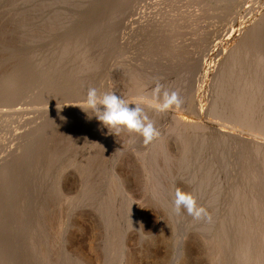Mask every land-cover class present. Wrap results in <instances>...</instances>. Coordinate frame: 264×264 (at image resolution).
<instances>
[{"label": "rangeland", "instance_id": "rangeland-1", "mask_svg": "<svg viewBox=\"0 0 264 264\" xmlns=\"http://www.w3.org/2000/svg\"><path fill=\"white\" fill-rule=\"evenodd\" d=\"M263 71L264 0H0V264H240L232 251L242 250L252 221L245 228L230 214L254 192L235 203L223 194L248 171L244 151L256 136L236 124V105L264 97ZM157 81L184 102L165 113L144 106L161 132L148 145L108 134L75 106L90 86L135 101L151 97ZM184 105L212 128H202L203 139L177 128ZM177 188L211 223L173 211ZM223 229L233 240L225 232L220 240Z\"/></svg>", "mask_w": 264, "mask_h": 264}, {"label": "bare ground", "instance_id": "bare-ground-1", "mask_svg": "<svg viewBox=\"0 0 264 264\" xmlns=\"http://www.w3.org/2000/svg\"><path fill=\"white\" fill-rule=\"evenodd\" d=\"M208 27V26H207ZM209 28V27H208ZM227 34V33H226ZM256 35V34H255ZM261 35V34H260ZM255 38H257L258 39V36L257 37H255ZM257 39H255V40H257ZM230 41V40H229ZM234 41V40H233ZM243 47V46H242ZM240 48V47H239ZM238 49V48H237ZM241 49V48H240ZM242 49H244V48H242ZM263 51V50H262ZM238 52V51H237ZM240 52V54H241V51H239ZM238 52V53H239ZM243 53V52H242ZM252 61V60H251ZM230 67V66H229ZM230 70V69H229ZM229 72V71H228ZM264 72V71H263ZM231 73V72H230ZM230 73H228V74H230ZM254 73V72H253ZM253 73H252V77L250 76V80H249V78H248V80H249V83H250V86H251V83H253L254 84V81H255V78H257L256 77V74H254L253 75ZM255 73H258V72H255ZM251 74V73H250ZM180 75V74H179ZM227 76H229V75H227ZM175 77V76H174ZM219 77V76H218ZM219 78H221V77H219ZM241 79V78H240ZM252 79H253V81H252ZM162 80V79H161ZM243 80V79H242ZM245 80V84L247 83L246 82V79H244ZM107 81V80H106ZM105 81V82H106ZM175 81V80H174ZM212 82H214L213 80H211ZM211 81L210 82H208L209 84L211 83ZM222 82V81H221ZM239 82H241V81H239ZM208 83H206V84H208ZM223 83V82H222ZM216 85H217V83H215ZM219 84H221V83H219ZM239 84V83H238ZM147 85V84H146ZM165 85V84H164ZM212 85V84H211ZM240 86H241V84H239ZM238 85V86H239ZM143 86H145V85H143ZM176 86V85H175ZM182 86V85H181ZM201 86V85H200ZM203 86V85H202ZM207 86V85H206ZM205 86V87H206ZM213 86V85H212ZM218 86V85H217ZM223 86V85H222ZM221 86V87H222ZM146 87V86H145ZM199 87V86H198ZM209 87V86H208ZM215 87V86H214ZM244 87H246V86H244ZM252 87H253V85H252ZM254 87H255V85H254ZM147 88V87H146ZM178 88V87H177ZM228 87H226L225 89H227ZM241 88V87H240ZM258 88H259V86H258ZM258 88H256V89H258ZM188 89V88H187ZM196 89V88H195ZM203 89H205V88H203ZM215 89V88H214ZM233 89H235V88H233ZM233 89H231L230 91H232ZM241 89H243V91L244 92H247V91H245V88H241ZM249 89H251V88H249ZM143 90V89H142ZM147 90V89H146ZM199 90V89H198ZM197 90V91H198ZM208 90V89H207ZM206 90V91H207ZM218 90H220V89H218ZM223 90V89H222ZM247 90V89H246ZM253 90V89H252ZM255 90V89H254ZM252 91V93L253 92H255V91ZM259 90V89H258ZM209 91V90H208ZM211 91H213V90H211ZM215 91V90H214ZM228 91H229V89H228ZM229 91V92H230ZM236 91V92H235ZM234 92H235V94H238L237 92L239 91H237V90H235ZM260 91H262V90H260ZM260 91L259 92H257V93H260ZM140 92V91H139ZM190 92H191V90H190ZM202 92V91H201ZM241 92V91H240ZM248 92H250V91H248ZM197 93V92H196ZM195 93V94H196ZM203 93H205V92H203ZM210 93H212V92H210ZM216 94H217V92H215ZM214 93V94H215ZM233 93V92H232ZM242 93V92H241ZM256 93V92H255ZM255 93H253V94H255ZM80 94V93H79ZM148 94V93H147ZM146 94V95H147ZM149 94H151L150 92H149ZM197 94H200V93H197ZM207 94V93H206ZM224 94V93H223ZM223 94H222V96H223ZM229 94V93H228ZM234 94V95H235ZM247 94V93H246ZM262 94H263V96H264V93L262 92ZM82 95V94H81ZM219 95V94H218ZM243 96L245 95V94H242ZM242 95H241V98H242ZM247 95H249V96H244V98L246 97H250V95L251 96H253L252 94H247ZM143 96H145V94L143 95ZM148 96V95H147ZM146 96V97H147ZM186 96H187V94H186ZM199 96V95H198ZM201 96L202 97H204V95L203 94H201ZM213 96V95H212ZM221 96V97H222ZM225 96V95H224ZM239 96V95H238ZM258 96H259V94H258ZM257 96V97H258ZM262 96V95H261ZM56 97V96H55ZM183 97H185V94H184V96ZM233 97V96H232ZM255 97H256V94H255ZM40 98V97H39ZM46 98V97H45ZM50 98V97H49ZM130 98V97H129ZM182 98V97H181ZM195 98V97H194ZM193 98V99H194ZM218 98V97H217ZM224 98V97H223ZM228 98V97H227ZM240 98V97H239ZM240 98V99H241ZM245 98V99H246ZM254 98V97H253ZM47 99H48V97H47ZM197 99V98H196ZM196 99H194V100H196ZM211 99V98H210ZM218 99H220V98H218ZM234 99V98H233ZM232 99V100H233ZM239 99V100H240ZM249 100H251V101H247V102H245V100H243L242 99V104L243 105H241V107H240V109H238V105H236V109H237V114L235 115V112H234V115H235V117L238 119V120H246V121H244L245 123H243V120L241 121L242 123H240V122H238V121H236V124L239 126V128H241V130L242 129H245V128H247V131L248 132H250V133H253V134H255V140H253V139H251L250 138V140H253V141H251L250 142V144H248L247 145V147H246V149H247V151H244V152H247L246 154V159H244V160H246V162L248 163V169L247 168H245V169H247L246 171H247V174L246 175H244V177H241L238 181L236 180V181H234V183H232V185L234 186L233 187V194H232V196H230V194H229V192H230V190H229V192L227 193H224L223 195H225V194H227L226 195V200L228 201V202H230L231 203V201L232 202H234L233 200H231L232 198H234V197H236V199L237 198H239V199H244V198H246V197H250V193H252V192H254L253 194H251V201H249L248 200V202L247 201H245V200H243V202L245 201V202H247L246 204H244L243 202H241V203H243L244 205L243 206H241L240 207V205L239 206H237L236 208H233V211H232V213L230 214V216H231V218H233V220H234V218H238L240 215H241V217L243 218V219H241V220H244V222L242 223V224H247V223H250V220L252 221V224H250V228H252V230L250 229V231H251V236H250V231H248L247 233H249V237L246 239V242L244 243V244H242V250H239V248H238V250L236 249V247L234 248V250L232 251V252H234V253H232L233 255L232 256H234L235 254H238V260L240 261H237V262H239L240 264H264V97H258V99H256L255 98V102L253 103V101H252V97L251 98H248ZM247 99V100H248ZM183 100V99H182ZM203 100V99H202ZM215 100H216V98H215ZM222 100V99H221ZM224 100H226L225 98H224ZM228 100H230L229 98H228ZM239 100L237 99V101L239 102ZM257 100V101H256ZM185 101H187V100H185ZM189 101H191V100H189ZM193 101V100H192ZM197 101V100H196ZM208 100L206 99V102H207ZM231 101V100H230ZM236 101V102H237ZM183 102H184V100H183ZM199 103H200V101H198ZM197 102V103H198ZM204 102V101H203ZM202 102V103H203ZM215 102V101H214ZM218 102V101H217ZM221 102V101H220ZM233 102H235V101H233ZM241 102H240V104H241ZM37 103H39V102H37ZM48 103V102H47ZM196 103V102H195ZM210 103V102H209ZM227 104L229 103V102H226ZM231 103V102H230ZM201 104V103H200ZM199 104V105H200ZM205 104V103H204ZM203 104V105H204ZM211 104H213L212 103V99H211ZM40 105V104H39ZM183 105V104H182ZM195 105V104H194ZM208 105H210V104H208ZM223 105H224V103H223ZM222 105V106H223ZM226 105V104H225ZM230 105H232V103L230 104ZM34 106V105H33ZM145 106V105H144ZM185 106L186 105H184V108H185ZM214 106H215V104H214ZM217 106H218V104H217ZM217 106H215L216 107V109H217ZM233 106H234V104H233ZM188 107V106H187ZM198 107V106H197ZM213 107V106H212ZM215 107H213V108H215ZM229 107V106H228ZM183 108V107H182ZM200 108V107H199ZM209 108H210V106H209ZM208 108V110H210ZM223 108V107H222ZM221 108V109H222ZM175 109V108H174ZM178 109V108H177ZM185 109H187V110H185L184 111V109L183 110H177V112L175 113V117L173 118V120L174 119H176V121H177V123H176V126H177V128L179 129V126L177 125V124H181V125H185V127L184 128H186L187 126H188V128L187 129H189V127L191 128V131L190 132H192V127H194L193 128V130H196V135H197V131L198 132H200V133H198V135L200 136L201 135V132H203L204 131V128H210V127H205V126H207V124L205 125V123L204 122H202V121H199V120H201L199 117H201V114H202V112H201V114H200V116H197L194 112H197V109L196 108H194V107H191V108H189L190 110H188V108H185ZM203 109V108H202ZM205 109V108H204ZM204 109L202 110V111H204ZM212 109V108H211ZM219 109V108H218ZM235 109V110H236ZM149 110V109H148ZM153 110V109H152ZM172 110H173V108H172ZM171 110V111H172ZM199 110V109H198ZM201 110V109H200ZM199 110V111H200ZM227 110H229V109H227ZM231 110V109H230ZM229 110V111H230ZM234 110V109H233ZM150 111H151V109L149 110V113H150ZM186 111H187V113H186ZM193 111V112H192ZM211 111V110H210ZM210 111H209V114L208 115H210ZM212 111H214V110H212ZM211 111V112H212ZM217 111H219V110H217ZM167 112H169V111H167ZM205 112H206V110H205ZM216 112V111H215ZM224 112V111H223ZM223 112L221 111L220 113H219V115L220 114H223ZM225 112H226V110H225ZM230 112H232V111H230ZM148 112H147V114H149ZM165 113V112H164ZM172 113V112H171ZM204 113V112H203ZM217 113V114H218ZM151 114H152V111H151ZM155 114V113H154ZM204 114H206V113H204ZM213 114H214V116L215 117H217L216 116V114L215 113H212V116H213ZM227 114V113H226ZM231 114V113H230ZM229 114V115H230ZM234 115H233V117H234ZM151 116V115H150ZM166 116H167V114H166ZM165 116V117H166ZM197 116V117H196ZM205 116V115H204ZM207 116V115H206ZM226 116V115H225ZM224 115H223V117H225ZM228 116V115H227ZM226 116V117H227ZM230 116H232V115H230ZM211 117V116H210ZM214 117V118H215ZM222 117V118H223ZM232 117V118H233ZM212 118V117H211ZM221 118V119H222ZM231 118V117H230ZM169 119V118H168ZM199 119V120H198ZM206 119V118H205ZM209 119V118H208ZM216 119V118H215ZM207 120V119H206ZM9 121V120H8ZM175 121V120H174ZM224 121H226V120H224ZM230 121V120H229ZM232 121V120H231ZM230 121V122H231ZM234 120H233V122H235ZM2 122H5V121H2ZM207 122V121H206ZM210 122H213V120L212 121H210ZM215 122H219V121H216L215 120ZM230 122H228V123H230ZM208 123V122H207ZM216 123V124H217ZM224 123V122H223ZM227 123V124H228ZM172 124H174V123H172ZM215 124V123H214ZM218 124H220L221 125V123H218ZM225 124H226V122H225ZM225 124H223V126L225 125ZM231 125V128H233L232 127V123H230ZM209 125V124H208ZM219 125V126H220ZM229 125V124H228ZM236 125V126H237ZM211 126V125H210ZM218 126V127H219ZM223 126L222 127H220V129L222 128V130H224V128H223ZM234 126V128H235V125H233ZM211 127H213V126H211ZM225 127V126H224ZM176 127H175V129H177ZM182 128V127H181ZM202 128H203V131H202ZM215 128V127H214ZM217 128V127H216ZM228 129H230L229 127H227ZM226 128V129H227ZM237 128V127H236ZM175 129H174V132H176L175 131ZM187 129H184V131L186 132V130ZM210 129H212V128H210ZM219 128H218V130H220ZM181 130V129H180ZM201 130V131H200ZM207 130V129H206ZM214 130V129H213ZM217 130V129H216ZM236 130H238V129H236ZM236 130H234L233 129V133H235V134H237L236 133ZM240 130V129H239ZM240 130V131H241ZM3 131V130H2ZM182 131V130H181ZM188 131L189 130H187V132L186 133H188ZM207 131H209V129L207 130ZM206 131V136H207V138H209V136L207 135V132ZM225 131V130H224ZM230 130H228V132H229ZM246 131V133H248ZM6 132V131H5ZM4 132V133H5ZM205 132V131H204ZM210 132V131H209ZM213 132V131H212ZM216 132V131H215ZM226 133H227V131H225ZM225 132L223 133V134H225ZM243 132H244V130H243ZM243 132H241L242 134H243ZM3 133V134H4ZM178 133H180L179 131H178ZM182 133V132H181ZM186 133H184L183 135L185 136V134ZM216 133H219V132H216ZM220 133H222V132H220ZM240 132L238 133V134H241ZM245 133V134H246ZM1 134V133H0ZM175 134V133H174ZM203 134H205V133H203ZM215 134V133H214ZM214 134H212L211 133V135H214ZM229 134V133H228ZM231 134V133H230ZM249 134V133H248ZM181 135V134H180ZM189 135H191V134H189ZM219 135H221V134H219ZM3 136V135H2ZM194 136V135H193ZM192 136V137H193ZM214 136H216V135H214ZM236 136H238V135H236ZM248 136V135H247ZM247 136H245L246 138H247ZM250 136V135H249ZM3 137H5V136H3ZM196 137H198V136H196ZM201 137V139H203L202 138V135L200 136ZM205 137V136H204ZM218 137H220V136H218V134H217V136H216V138H218ZM225 137V136H224ZM223 137V138H224ZM241 137H243V138H241V140L242 139H244V136H242L241 135ZM251 137V136H250ZM254 136H252V138H253ZM195 138V137H194ZM229 138V137H228ZM238 138H240L239 136H238ZM129 139H131V138H129ZM214 139V138H213ZM218 139H220V138H218ZM231 139H233V138H231ZM235 139V138H234ZM247 139H249V138H247ZM1 140V139H0ZM207 141H209V139H206ZM205 140V141H206ZM223 140V139H222ZM227 140V139H226ZM229 140H230V138H229ZM229 140H227V141H229ZM245 140V139H244ZM225 141V140H224ZM246 141H249V140H246ZM246 141H244V142H246ZM1 142H3V141H1ZM214 142V141H213ZM215 142H219V141H215ZM220 142H221V139H220ZM206 143V142H205ZM212 143V142H211ZM223 143V142H222ZM221 143V144H222ZM237 143H238V139H237ZM240 143V142H239ZM249 143V142H248ZM198 143H196V145H197ZM217 143H215V144H213V145H211V144H209L208 143V145H211V147L209 148V147H207V148H209L210 149V151H211V148L214 146V145H216ZM243 144H245V143H243ZM2 145V144H1ZM206 145H207V143H206ZM241 145H242V141H241ZM164 146V145H163ZM205 149L206 151L208 150V149ZM224 148V147H223ZM227 148V147H226ZM244 148V147H243ZM1 149V148H0ZM214 149V148H213ZM216 149V148H215ZM217 150V149H216ZM1 151V150H0ZM20 151V150H19ZM209 151V150H208ZM239 151L240 150H238V152L237 153H239ZM193 152V151H192ZM218 152H219V150H218ZM217 152V153H218ZM2 153V152H1ZM22 153V152H21ZM195 153V152H194ZM199 153V152H198ZM216 153V152H215ZM215 153H214V155H215ZM216 153V154H217ZM235 153V152H234ZM200 154V153H199ZM223 154V153H222ZM241 154V153H240ZM213 155V154H212ZM213 155V156H214ZM218 155V154H217ZM197 156H198V154H197ZM228 156L229 157H231L229 154H228ZM240 156V155H239ZM241 156L243 157V155L241 154ZM27 157V156H26ZM198 157H200V156H198ZM202 157V156H201ZM233 157V156H232ZM231 157V158H232ZM234 157H235V154H234ZM197 158V157H196ZM227 158V157H226ZM244 158V157H243ZM203 159V158H202ZM201 159V160H202ZM207 159H208V157H207ZM215 159V158H214ZM216 159H218V158H216ZM233 159V158H232ZM235 159V158H234ZM242 159V158H241ZM25 160V159H24ZM229 160V159H228ZM239 160H240V158H239ZM242 161V162H245V161ZM214 161V160H213ZM221 161V160H220ZM230 161V160H229ZM232 161V160H231ZM233 161H236V160H233ZM8 162V161H7ZM198 162V161H197ZM237 162V161H236ZM246 162H245V164H246ZM214 163V162H213ZM223 163V162H222ZM228 163V162H227ZM230 163V162H229ZM190 164V163H189ZM205 164V163H204ZM216 164V163H215ZM220 164V163H219ZM231 164V163H230ZM244 164V163H243ZM242 164V165H243ZM3 165V164H2ZM194 165H195V163H194ZM225 165V164H224ZM236 165V164H235ZM234 165V166H235ZM241 165V164H240ZM239 165V166H240ZM6 166V165H5ZM204 166V165H203ZM1 167V166H0ZM231 168V167H230ZM243 167H241V169H242ZM243 168V169H244ZM2 169H4V167H2L1 168V170ZM7 169V168H6ZM225 169H227V168H225ZM244 169V170H245ZM230 170V169H229ZM237 170H239V169H237ZM8 171H9V169H8ZM11 171V170H10ZM236 172V171H235ZM10 172H8V173H6L7 174V177L6 178H8V176L10 175L9 174ZM3 174V173H2ZM38 174V173H37ZM4 175V174H3ZM3 177V176H2ZM5 178V177H4ZM9 178H12L11 177V175L9 176ZM8 178V179H9ZM230 179V178H229ZM233 179V178H232ZM237 179V178H236ZM257 179H259L260 180V182H257V183H255V184H252V186L251 187H249V184H247V183H252L254 180V182H256V180ZM1 180H3L2 178H1ZM5 181H8V180H6V179H4ZM1 182V181H0ZM11 182V181H10ZM228 182H229V180H228ZM230 183V182H229ZM228 183V184H229ZM13 184V183H12ZM227 184V185H228ZM231 184V183H230ZM246 184L248 185V186H246ZM6 185V184H5ZM227 185H225V187L227 186ZM246 187V188H245ZM229 188L231 189L232 187H230L229 186ZM224 189V188H223ZM226 190V189H225ZM224 190V191H225ZM3 193V192H2ZM114 194H115V192H114ZM174 194V193H173ZM220 196V195H219ZM221 197V196H220ZM219 197V198H220ZM225 197V196H224ZM221 199V198H220ZM223 199V198H222ZM231 200V201H230ZM226 201V202H227ZM238 202H240L239 200H237ZM237 201H236V203H237ZM225 202V201H224ZM227 202V203H228ZM226 203V205H229V204H227ZM235 203V202H234ZM233 203V204H234ZM241 203H239V204H241ZM238 204V203H237ZM230 206V205H229ZM228 207V206H227ZM228 209V208H227ZM231 209V208H230ZM232 210V209H231ZM229 211V210H228ZM253 211H254V215L253 214H251V213H253ZM235 215H237L238 217H235ZM229 216V217H230ZM256 216H257V219H256ZM228 217V218H229ZM240 219V218H239ZM236 220H238V219H236ZM227 221V220H226ZM240 221V220H239ZM222 222V221H221ZM225 222V221H224ZM230 222H232L233 223V221L231 220ZM223 223V222H222ZM229 223V222H228ZM231 223V224H232ZM241 223V222H240ZM226 224V223H225ZM236 224H237V221H236V223H235V225L234 226H232V225H230V226H232L233 227V229L234 228H236ZM222 226V225H221ZM227 226V225H226ZM229 226V225H228ZM227 226V227H228ZM238 226H240V225H238ZM31 227V226H30ZM223 227V226H222ZM244 227V226H243ZM248 226L246 225V227L245 228H247ZM36 228V227H35ZM226 228V227H225ZM231 228V227H230ZM242 228V227H241ZM243 229V228H242ZM37 230V229H36ZM236 230V229H235ZM245 230V229H244ZM32 231V230H31ZM240 232V234H242L241 233V229L239 230ZM246 231V230H245ZM225 232V234H226V236H232L233 234L231 233V232H227L225 229H223L222 231H221V233L220 234H218L219 235V237H220V240H221V238H223V233ZM216 233H217V231H216ZM236 235H238L237 233H235ZM248 235V234H247ZM217 236V235H216ZM235 237V236H234ZM225 239H226V237H224ZM228 239H227V242L229 241V237H227ZM231 239L233 240V238L231 237ZM236 239V238H235ZM223 240V239H222ZM231 240V241H232ZM239 240V242H240V239H238ZM242 240H244V238L242 239ZM218 241V240H217ZM231 241H229V242H231ZM245 241V240H244ZM220 241H218V243H219ZM225 242V241H224ZM235 242V241H234ZM237 243V242H236ZM235 243V244H236ZM241 243H242V241H241ZM224 243L222 242V245H223ZM238 245V244H237ZM241 246V245H240ZM4 247V246H3ZM241 249V248H240ZM2 251V250H1ZM220 251H222V250H220ZM247 252V253H246ZM64 254V253H63ZM84 254V253H83ZM230 254V253H229ZM242 254V255H241ZM239 255H241V256H239ZM131 256V255H130ZM227 258V257H226ZM225 258V259H226ZM224 259V258H223ZM237 259V258H236ZM231 261V260H230ZM42 262V261H41ZM78 263V262H77Z\"/></svg>", "mask_w": 264, "mask_h": 264}, {"label": "clouds", "instance_id": "clouds-1", "mask_svg": "<svg viewBox=\"0 0 264 264\" xmlns=\"http://www.w3.org/2000/svg\"><path fill=\"white\" fill-rule=\"evenodd\" d=\"M182 104L179 90L165 88L157 81L152 89L151 97L139 96L135 101L125 99L117 95L115 91H101L97 87L90 86L84 100L75 106L80 107L89 119L93 117L97 119L108 129V134L115 136H119L122 132L136 134L142 138L144 145H148L158 139L161 132L156 127L155 121L145 111L144 105L157 113H164L173 107L180 108ZM130 105L135 106L130 107ZM57 109L62 110V106H57ZM66 119L61 116V120L66 121ZM172 204L176 214H180L181 209H184L194 221L207 223L212 221L208 209L200 205L191 192L177 188ZM141 229H143L142 225L139 230Z\"/></svg>", "mask_w": 264, "mask_h": 264}]
</instances>
